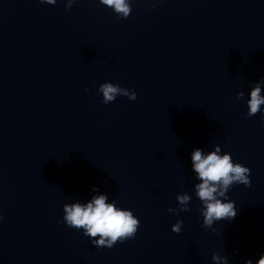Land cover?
<instances>
[{
    "label": "clouds",
    "instance_id": "obj_1",
    "mask_svg": "<svg viewBox=\"0 0 264 264\" xmlns=\"http://www.w3.org/2000/svg\"><path fill=\"white\" fill-rule=\"evenodd\" d=\"M76 0H66V9H71ZM101 4L111 8L121 19H127L131 12L130 0H99ZM163 2V0H156ZM40 3L55 5L57 0H40ZM155 7V3H153ZM264 82V81H262ZM87 91V89H86ZM98 92L102 93V103L107 105L116 100L118 96H125L131 101L137 99L134 90L120 87L111 82L102 83ZM244 96L243 91L237 93V98ZM247 117H253L261 111L264 105V96L261 95V82L251 87L250 99L247 101ZM192 170L200 181L194 185L195 195L201 202L199 209L202 217V226L213 232L217 230L214 223L222 220H233L237 215L235 202L228 198V192L234 184H242L245 187L251 186V170L242 163L234 162L230 153L221 154L219 145L205 155L200 148H195L191 153ZM93 191H97L93 188ZM179 209L188 212L191 197L187 194H178L176 197ZM106 194L95 195L87 203L75 202L64 204V216L62 221L70 228L83 229V234L90 238L91 243L96 247L112 248L117 242L123 243L126 240L134 239L140 227V220L129 209L119 208L116 201L107 202ZM169 212L176 213V209L169 208ZM2 219V216H0ZM183 220L178 219L172 225V232L179 234ZM212 260L216 264H228L227 256L214 253ZM245 264H253L251 259ZM256 264H264L262 254Z\"/></svg>",
    "mask_w": 264,
    "mask_h": 264
}]
</instances>
